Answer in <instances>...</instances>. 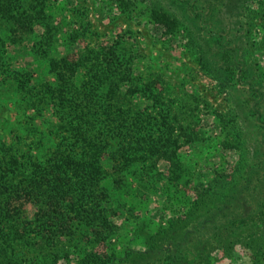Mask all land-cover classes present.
I'll use <instances>...</instances> for the list:
<instances>
[{
  "label": "rangeland",
  "instance_id": "1",
  "mask_svg": "<svg viewBox=\"0 0 264 264\" xmlns=\"http://www.w3.org/2000/svg\"><path fill=\"white\" fill-rule=\"evenodd\" d=\"M21 1L32 12L42 7L46 18L21 39L0 42V150H45L58 141L48 127L55 110L44 87L54 81L49 59L61 68L64 60L77 64L68 80L72 90L84 84L67 96L84 95L92 104L112 101L105 79L99 88L86 83V68L109 47L120 57L114 69L118 91L126 90L117 113L135 115L131 111L150 104V91L140 88L149 83L162 111L195 132L193 142H179L176 179L168 175L172 165L166 159L141 161L128 171L104 159L102 192L75 194L76 204L64 213L72 233L50 241L54 254L69 251L57 264H73L77 253L107 251L108 264H264V216L245 219L257 214L264 199V0H190L199 17L183 12L182 0ZM178 23L188 29L175 35L168 24ZM214 32L225 38L228 57L240 63L232 66L229 87L209 68L220 59L216 37L208 35ZM23 83L31 91L23 92ZM86 198L99 202L94 223L113 235L110 244L77 218L74 210ZM35 210L27 202L23 213L34 220ZM29 242L18 247L22 264L41 256Z\"/></svg>",
  "mask_w": 264,
  "mask_h": 264
},
{
  "label": "trees",
  "instance_id": "2",
  "mask_svg": "<svg viewBox=\"0 0 264 264\" xmlns=\"http://www.w3.org/2000/svg\"><path fill=\"white\" fill-rule=\"evenodd\" d=\"M39 1L44 0H37L36 5L40 6L42 3ZM180 2L183 12L186 11L187 15L193 13L195 17L201 15L199 10L196 12L190 10L192 6L190 0ZM33 11L35 12L26 8L25 2L22 3L21 0H0V42L3 38L21 39V35L32 33L34 25L46 18L42 7L39 10L33 8ZM168 26L172 28L170 32L175 35L179 30L186 32L188 29L181 27L179 23ZM198 27L209 30L205 24ZM214 33L208 35L216 37V53L220 59L209 64V68L229 87L230 74L234 71L232 66L240 63L233 62L228 57L223 50L225 38L217 35L218 32ZM110 48H107L105 54H97L96 61L86 68L89 75L86 83L92 88H99L103 83L100 79H105V93L112 101H106V104L104 102L92 104L85 102L87 99L84 95L67 96L66 94L71 91L81 92L79 87L84 84L81 82L77 85L79 87L72 90L68 80L67 74L73 75L77 71V64L70 65L64 60L61 68L56 62L58 60L49 59L54 81L46 83L44 87L48 88L50 106L55 110L48 127L54 129L53 133L58 136V141L45 150L32 147L24 150V146H9L0 150V264H22V260L17 257V251L22 243L28 242V239L30 246H37L41 250V256L38 255L35 264H57V259L65 257L69 251L66 250L61 256L57 252L54 254L49 248L56 245L50 241L55 237L61 239L60 235L72 233V224H65L64 213L70 214L67 207L76 204L75 194L80 192L81 195L90 197L88 195L90 191L102 192L103 188L98 180L102 177L104 159L111 160L112 167L120 171H128L141 161L156 163L159 159H166L172 165L168 169V175H175V179L178 178L175 169L178 166L176 150L182 140L193 142L195 132H191L188 124L179 122L176 114L171 116L169 112L162 111L160 105L162 102L159 101V97L157 98L158 92H154L149 83L142 84L140 88L144 92L150 91L151 98L148 99L150 104L141 107L140 110L131 111L135 115L117 113L121 105H124L126 90L123 94L118 91L114 69L120 57ZM209 68L205 69L210 70ZM136 85L134 87L139 88ZM21 87L23 92L31 91L28 84L23 83ZM233 90L237 91L238 88ZM246 172L248 175L246 178L249 180L250 172L249 170ZM62 193L66 194V197H62ZM27 202L36 208L34 220L23 213ZM90 203L91 201L86 198L82 209L76 212L75 208V214L80 222L94 227L95 237H101L110 244L113 235L94 223L99 202L93 205ZM257 205L258 209L255 208L257 214L246 215L245 219L254 215L264 216V209L261 208L264 206V199L258 200ZM62 207H65L66 211L60 209ZM236 217L237 215L234 216V221L238 220ZM66 228L69 231L64 232ZM90 230L93 231V228ZM28 231H35L36 234L31 237L26 233ZM37 236L39 237L36 239ZM105 253V256H96L92 252L83 255L77 253L73 264H108L111 253L108 251Z\"/></svg>",
  "mask_w": 264,
  "mask_h": 264
}]
</instances>
